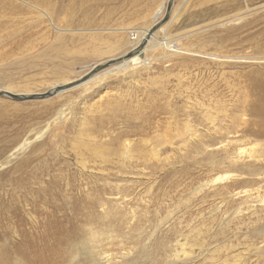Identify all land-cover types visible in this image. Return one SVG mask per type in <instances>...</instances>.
I'll return each instance as SVG.
<instances>
[{
    "label": "rangeland",
    "instance_id": "obj_1",
    "mask_svg": "<svg viewBox=\"0 0 264 264\" xmlns=\"http://www.w3.org/2000/svg\"><path fill=\"white\" fill-rule=\"evenodd\" d=\"M162 1L159 39L214 26L172 42L188 57L149 58L62 99L0 96V264H264V172L224 179L239 117L264 124V97L248 88L264 79V0H0V75L43 92L51 70L25 71L24 50L44 52L56 28L143 31ZM174 7L180 25L166 30ZM109 57L90 51L60 71L76 78Z\"/></svg>",
    "mask_w": 264,
    "mask_h": 264
},
{
    "label": "bare ground",
    "instance_id": "obj_2",
    "mask_svg": "<svg viewBox=\"0 0 264 264\" xmlns=\"http://www.w3.org/2000/svg\"><path fill=\"white\" fill-rule=\"evenodd\" d=\"M163 3L166 4L164 1H162V3L157 4L153 9L147 12V16L145 18L148 19L151 18V22L149 20H145L146 24L143 31H138L137 29L136 30L133 29V31H130L131 30L130 28L117 27V28L101 30L102 32L105 31L106 33L95 34V33H89L90 31L89 29L56 28L57 31L56 36L52 44H50L45 49L44 52L39 53L32 49H26L23 51V53H21V56L24 55V59L22 61L17 62L18 65H21L22 67L25 68V71H28L29 69H35V67L33 66H37L39 69H43V70L50 69L51 70L50 78L53 79L51 85L47 86L43 92H37V90L35 89L32 90L29 88L26 89L27 88L26 84L23 83L22 85L24 86L17 87L18 85L17 83L16 84L13 83L11 79L6 81L5 78L3 79V77H1L0 75V90H1L0 92L3 91L10 94L12 92L13 95L19 93L20 94L26 93L29 95H18V96L29 98L33 95H36V98L38 97L37 99H48L42 97V95L48 92V94L51 95L50 97L53 96L55 97L53 99L56 100L62 99L64 95H67V93L73 90H79L80 95L87 93L88 91L92 90L95 86H97L98 83L102 81L104 78L108 77L110 74L114 76L115 72L119 71L120 69H122L123 72L127 71L129 74L134 75L137 72H141L140 70L146 71L150 67V62L152 60H154L155 62H161V61L166 62L168 60L167 56L172 52L178 53L179 57L191 53V52H186V50L181 49L180 47L178 48V46L175 47L176 45L172 44V42L175 40L180 41V39L178 38L181 36H188V32H191L189 33V35H191V37L194 38L195 35L205 32L206 28L209 27L211 28L214 26L209 25V27H206V25H203L202 28H200V30H197L198 28H196L185 33H175L174 37L170 34V37L169 35H166L164 39L162 38L159 39L156 37L157 33L151 35L152 33L151 30L164 14L165 6ZM20 4H24L32 7L31 5H29V3H20ZM198 5H202V4L198 3L194 9H196ZM43 14L46 16V18H48V15L46 13ZM181 16L182 14L179 12V9L177 7L176 8L174 7L171 16L169 18L170 19L169 23L170 22L171 23L169 25V23L167 22L169 26L166 28V30L171 29L172 26L176 24L180 25L179 21L181 20ZM17 32L18 29L9 32V34L5 38V41L8 42L9 40L13 39L14 35ZM103 38L104 40H102ZM90 51L91 54L97 59H100L104 56H110V57L107 60H104V62L100 61L102 63H98V64L95 63V65H92L89 68V70L87 69L88 71L84 75H80L78 77L76 76V78H70V79L63 76L62 72L60 71V69L63 66L67 65L69 62H73L77 56H82L83 54H86ZM149 58H152V60H149ZM113 61L119 63L118 64L114 63L116 64L114 66L109 65ZM133 61H135L134 64H132ZM2 66L3 65H0V67ZM106 66L107 67L112 66V67L107 68L101 72L100 71L98 72V70H101V68H104ZM249 86L248 88L249 89L251 88L253 92L255 93L261 92L262 96L264 97V79L259 80L258 77L256 78L253 77L249 81ZM234 87L235 86H232L230 87V89L232 88L231 91L233 94H235L234 95L235 97L241 95L240 91L241 93L242 91L245 92L246 95L247 92L245 90H241L238 85L236 86L237 88ZM256 94L258 95L259 93ZM52 101L54 100H45L40 104H48L51 103ZM262 110L263 112L261 111L260 114L263 116L264 109L262 108ZM255 112H257V110ZM258 113H259V108H258ZM248 115L249 114H247L246 112V114H243L242 117H239V119L237 118L238 128L232 134L233 137L230 136V139L227 141L225 145L224 154H226L228 159L227 164L233 168V170L231 171L229 170L230 172H226V174L224 175L225 180L240 181L241 177L243 176L241 171L240 173H238L240 168H242L243 171H250L251 169H248V167H253L258 170L260 169L261 172H264V147L257 144L252 145L251 139H249L248 142L244 141V137L247 135L248 132H254L255 134L263 135L264 124H262V122L260 123L259 120H253L254 123L250 128L249 126L251 124L248 119L249 118ZM262 116L260 117L262 118ZM215 119L216 118L214 116H211L208 119L212 127H214L215 125L214 124ZM263 120H264V116L261 121ZM30 143L31 142L28 139H24L22 143L18 146L16 151L18 152L21 151L25 146L29 145ZM133 153L134 151L130 146H127L124 149L125 158L128 160L132 159ZM255 175L258 176L260 174L257 173ZM246 194L247 192L245 191L243 193V196H246Z\"/></svg>",
    "mask_w": 264,
    "mask_h": 264
},
{
    "label": "water",
    "instance_id": "obj_3",
    "mask_svg": "<svg viewBox=\"0 0 264 264\" xmlns=\"http://www.w3.org/2000/svg\"><path fill=\"white\" fill-rule=\"evenodd\" d=\"M171 2H172V0H169V3H171ZM168 7H169V5H168ZM114 63H116V61L111 62L109 65H112ZM0 96H5V97L11 98V99L16 100V101L32 100V99H37L38 98V97L36 98V95H33V96L29 97V98H24L23 96L13 95V94L6 93V92H0ZM49 96H51V95L48 94V92L45 93L44 95H42L43 98H47Z\"/></svg>",
    "mask_w": 264,
    "mask_h": 264
}]
</instances>
